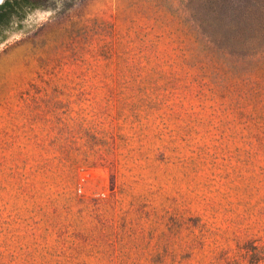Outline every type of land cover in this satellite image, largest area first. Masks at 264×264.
Returning a JSON list of instances; mask_svg holds the SVG:
<instances>
[{"label": "rangeland", "instance_id": "374dc122", "mask_svg": "<svg viewBox=\"0 0 264 264\" xmlns=\"http://www.w3.org/2000/svg\"><path fill=\"white\" fill-rule=\"evenodd\" d=\"M0 264H264V0H49L14 24Z\"/></svg>", "mask_w": 264, "mask_h": 264}, {"label": "trees", "instance_id": "16d2710c", "mask_svg": "<svg viewBox=\"0 0 264 264\" xmlns=\"http://www.w3.org/2000/svg\"><path fill=\"white\" fill-rule=\"evenodd\" d=\"M49 0H3L0 3V42L13 25L20 23L33 10L43 8Z\"/></svg>", "mask_w": 264, "mask_h": 264}]
</instances>
